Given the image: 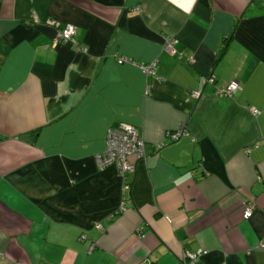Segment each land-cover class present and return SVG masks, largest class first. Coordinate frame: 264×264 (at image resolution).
I'll list each match as a JSON object with an SVG mask.
<instances>
[{
	"label": "crops",
	"instance_id": "obj_1",
	"mask_svg": "<svg viewBox=\"0 0 264 264\" xmlns=\"http://www.w3.org/2000/svg\"><path fill=\"white\" fill-rule=\"evenodd\" d=\"M121 121L125 178L96 159ZM0 134V264H264V0H0Z\"/></svg>",
	"mask_w": 264,
	"mask_h": 264
},
{
	"label": "built area",
	"instance_id": "obj_2",
	"mask_svg": "<svg viewBox=\"0 0 264 264\" xmlns=\"http://www.w3.org/2000/svg\"><path fill=\"white\" fill-rule=\"evenodd\" d=\"M49 23L57 27V35L54 38V43L59 41H70L76 44L81 50H86L87 48L81 44V42L76 38L77 25L72 22H61L56 18H50ZM178 39L174 36H167L164 43V48L171 53H177L182 56V52H179L175 46ZM183 57V56H182ZM189 61H194V56H189L187 58ZM122 60V58H120ZM156 60L150 62L149 64H143V68L146 72L152 73L155 71ZM214 81L216 76L212 73L206 80ZM242 88V84L237 79H232L228 83L217 87L215 93L221 96H234V93ZM200 90H193L192 96L198 98L200 96ZM247 107L254 113L259 114L261 108L254 105L247 104ZM184 132L178 131L171 133V137L177 139ZM147 156L145 140L141 134V130L138 126L128 123V122H118L111 125L107 132V145L104 151L97 153L96 159L98 165L103 167L109 164H115L122 176L125 178V174L128 171H133L135 169V159H141ZM130 184L127 179H124V187H128ZM254 211V204L248 202L245 205L243 215L245 218L252 216ZM98 227H102V223H97ZM260 245L264 246V243ZM206 252L205 249L200 248L197 250H186L182 254L181 264H196L199 257ZM1 253V252H0Z\"/></svg>",
	"mask_w": 264,
	"mask_h": 264
},
{
	"label": "water",
	"instance_id": "obj_3",
	"mask_svg": "<svg viewBox=\"0 0 264 264\" xmlns=\"http://www.w3.org/2000/svg\"><path fill=\"white\" fill-rule=\"evenodd\" d=\"M0 137H1V134H0ZM22 138H27L28 139V136L24 135V136H22Z\"/></svg>",
	"mask_w": 264,
	"mask_h": 264
}]
</instances>
